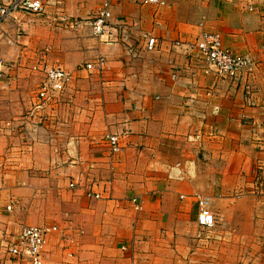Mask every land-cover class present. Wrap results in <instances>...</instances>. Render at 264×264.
<instances>
[{
    "label": "crops",
    "instance_id": "obj_1",
    "mask_svg": "<svg viewBox=\"0 0 264 264\" xmlns=\"http://www.w3.org/2000/svg\"><path fill=\"white\" fill-rule=\"evenodd\" d=\"M143 1L113 0L125 19L113 16L104 38L88 22L102 0H48L42 14L0 19V264H27L4 246L23 224L57 226L43 264H264V0H180L184 10L173 9L179 0ZM146 5L164 7L147 15ZM57 16L79 22L55 25ZM203 28L249 56L248 77L232 81L210 66L194 48ZM40 56L72 71V84L92 77L98 129L82 131L75 118L70 133L51 105L31 121L4 120L28 104L29 78L16 68ZM98 58L102 70L83 67ZM109 133L120 138L115 154ZM44 144L52 151L37 153ZM175 163L181 179L168 176ZM196 193L215 212L245 208L253 218L237 212L233 234L201 227Z\"/></svg>",
    "mask_w": 264,
    "mask_h": 264
},
{
    "label": "built area",
    "instance_id": "obj_2",
    "mask_svg": "<svg viewBox=\"0 0 264 264\" xmlns=\"http://www.w3.org/2000/svg\"><path fill=\"white\" fill-rule=\"evenodd\" d=\"M113 0H102V4L92 14L88 22L94 34L98 36L109 37L112 33L113 24L110 22L112 16ZM146 3L157 4L162 3L161 0H145ZM48 4V0H0V19L13 12L21 11L27 14H42ZM55 24H68L74 26L79 22L78 19L72 20L65 16H57L54 20ZM65 21V22H63ZM63 22V23H62ZM196 41V48L200 55L209 62L210 66L217 72L224 74L231 80L239 77L241 71L250 63L246 56L236 54L222 45L221 37L217 32H204ZM155 46V39H148V49L152 50ZM7 64L0 58V78L7 74ZM86 70L92 69L102 70L104 68V60L98 58L96 62H87L83 66ZM41 79L36 92L37 100L33 104L26 119L41 116L43 111L49 104L56 101L57 98L68 89L74 80V73L62 65L43 62L40 66ZM110 154L117 153L120 149V138L116 133H109L104 136ZM180 163L172 165L168 171L170 178H183V172H179ZM71 186L75 184L71 182ZM89 196L95 198L100 197L99 193L92 190L88 191ZM195 200L198 202L197 222L199 226L212 228L214 226V217L209 210V199L199 193L195 194ZM134 201H136L134 199ZM140 205L137 204V208ZM7 210H11V204L6 206ZM56 225H21L18 234L13 238L6 239L5 250L11 259L24 261L27 264H43V257L47 242V235L56 231Z\"/></svg>",
    "mask_w": 264,
    "mask_h": 264
},
{
    "label": "rangeland",
    "instance_id": "obj_3",
    "mask_svg": "<svg viewBox=\"0 0 264 264\" xmlns=\"http://www.w3.org/2000/svg\"><path fill=\"white\" fill-rule=\"evenodd\" d=\"M142 3L145 4L143 0H142ZM251 3L249 2V5H248V7L250 9H252V7H253V6H251ZM146 4H148V3H146ZM162 7H164V6H153L152 7V6L146 5L147 15L148 14H151V10L152 9L158 11V9L159 8H162ZM172 7H173V9L175 7V9H178V10H184L185 9V2L179 0ZM113 16H114V14L112 13V16L110 18V22H112ZM116 16H114V20L116 22L121 21L122 18L125 19V17H123V15H120L119 14L117 17ZM69 19L75 20V18H68V20ZM207 20H208L207 21V25H208L209 24V21H210V18L207 17ZM63 22H65V21H63ZM55 25H57V24H55ZM76 25H74V26H76ZM64 26H66V25H64ZM67 27H70V26H67ZM203 30L204 31H201V33L199 32L200 34L198 33L199 35L198 34L196 35L195 41H194V46H195L194 48L197 47L196 46V41L199 40L198 38L204 32L213 31L210 28L209 29L208 28H206V29L203 28ZM217 34H219V33H217ZM94 35L97 36V37H100V38H102V37L104 38V36L101 37V36H98L96 34H94ZM221 41H222V39H221ZM222 45H223V43H222ZM196 49L198 50V48H196ZM226 49H228V48H226ZM228 50H230V49H228ZM46 51L48 52V50H46ZM236 54H240V53H236ZM240 55L241 56H246L249 59V56H247L246 54H240ZM102 59L104 60V58H102ZM47 60L48 61H53V60L54 61H58V59L55 58V57H53V56L52 57H43V56H40L36 60H33V62H30V63H32L30 65H18V67L16 68L17 69V72H15V73L25 74V76L29 78V81L25 84V87L22 88V89H25L26 90L23 93V96H24L23 100L25 102H28V104H27V106H24L23 110L19 111L18 113L14 114L13 116H10V115L9 116H2V117H8V118H5L4 120L10 119L11 121H14V120H17L18 119V120H21L22 122L34 120V118L26 119L25 118V115H28V113L30 112V110H31V108L33 106V103L29 104V102H30V100H31V102L33 101V95H34V92L36 90V86H37L38 81H39L40 76H41L40 66H41V64H42L43 61H47ZM104 64H105V60H104ZM250 65H248L247 68H245V69H243L241 71V73H240V75H239V77H238L237 80H239L240 78L245 77L247 75L249 76V73H250ZM213 69L216 71L215 68H213ZM93 73L94 74H97L100 79L104 77V75L102 73H99V72H93ZM88 76L89 75L86 74V77L85 76L84 77L81 76L79 78H76L77 80L75 81L74 84H72L68 89H66L57 98L56 101H53L51 104L48 105V106L51 105L50 110H52V109L58 110V116L55 113H53V117L55 119H59L60 121H65L66 127H69V129H70L69 130L70 133H72V131H73V121L74 120L76 121L75 118H78V120H81L80 122L82 124L81 125L82 131H90V130H95V129H98L99 128V125H100L99 122H101L100 118L103 117V115H101V113H99V109H98L97 103H96L97 100H98V102L100 101L99 98H97L95 96H91V89L98 88V85H96V86L92 85L93 84L92 82H94V80L91 79L92 78L91 76H89V77ZM83 79H85V81L82 82ZM99 84H100L99 89L102 88V87H104L102 85V83L99 82ZM59 111H60V113H59ZM43 118H44L43 116L42 117H39V120H43ZM37 119H35V120H37ZM38 123H40V122L38 121ZM85 125L87 127H84ZM89 125H90V129L88 130ZM59 131L60 130L57 128L56 129V132L58 133ZM193 138H194L193 140L196 141V138H197L196 134L193 136ZM186 139H189V137L187 136ZM189 140H191V139H189ZM196 142H198V141H196ZM52 147H56V146L55 145H52ZM45 149H47L50 152L52 151L51 148L47 144H44L42 146H39V149H36V152L38 153V151L45 150ZM231 195H233V194H231ZM238 195L239 196H244V195H248V194H246L243 191L242 193H240ZM209 210L212 212L213 217H214V225H215L214 227L215 228L214 227H212V228L215 229V232H216V230L220 231L221 229L218 226L223 224L225 226V227H223V232H225L226 235L228 233L233 234L235 232L234 229L236 227H234V222L233 221H234V217L239 213V211L242 212L243 215H245L247 217L250 216L251 219L253 218L252 217V214L250 212L251 210L245 209V208H243L242 210H235L233 208L226 209V210H222V208H220L219 209V212H215V210L213 209V207L209 204ZM223 211H225V212L223 213ZM254 213H257V210H254ZM259 213L264 218V209L259 210ZM223 218H225V224L226 225L224 224V219ZM226 226H227V228H226ZM220 227H222V226H220ZM246 227L247 228H245V231L247 233H254V232H252V231L255 230V227L254 226H252L251 224H247ZM4 246H5V244H4Z\"/></svg>",
    "mask_w": 264,
    "mask_h": 264
}]
</instances>
